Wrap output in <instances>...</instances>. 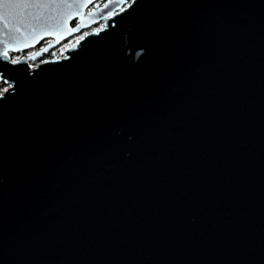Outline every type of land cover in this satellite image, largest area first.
<instances>
[{
  "label": "water",
  "instance_id": "95a60500",
  "mask_svg": "<svg viewBox=\"0 0 264 264\" xmlns=\"http://www.w3.org/2000/svg\"><path fill=\"white\" fill-rule=\"evenodd\" d=\"M94 1L0 0V264H264V0H135L29 64Z\"/></svg>",
  "mask_w": 264,
  "mask_h": 264
},
{
  "label": "flooded vegetation",
  "instance_id": "af4514ba",
  "mask_svg": "<svg viewBox=\"0 0 264 264\" xmlns=\"http://www.w3.org/2000/svg\"><path fill=\"white\" fill-rule=\"evenodd\" d=\"M109 2H113V0H95L92 2L88 7L85 9V13H91L93 11H96L98 9H103L105 5ZM120 3L118 4V9H106L103 14L97 15L95 17V23L92 27L89 29L81 31L79 34L74 35L72 37H69L62 42H60L57 46L51 48L47 53L42 54L37 60H30L28 61L30 65L35 66L39 63L45 62V61H51L60 59L63 57V51L71 46L74 45V43L83 37L85 34L90 33L92 31L99 30L103 27V25L106 22L111 21V19L114 18L116 14H118L121 10L127 8L128 6L132 5L135 0H120ZM116 5V4H115ZM76 25V20H72L70 22V26L74 27ZM51 39H43L41 40L35 47L18 52V57L15 60H18L20 58H28L32 55H34L36 52L44 49L49 43H51Z\"/></svg>",
  "mask_w": 264,
  "mask_h": 264
},
{
  "label": "trees",
  "instance_id": "16d2710c",
  "mask_svg": "<svg viewBox=\"0 0 264 264\" xmlns=\"http://www.w3.org/2000/svg\"><path fill=\"white\" fill-rule=\"evenodd\" d=\"M12 60H15L18 57V54H10ZM7 88V86L3 83L0 82V92L4 91Z\"/></svg>",
  "mask_w": 264,
  "mask_h": 264
}]
</instances>
